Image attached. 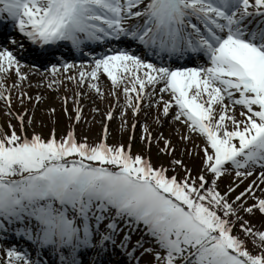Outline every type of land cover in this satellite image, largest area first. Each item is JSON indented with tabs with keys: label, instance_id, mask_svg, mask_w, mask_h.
I'll return each mask as SVG.
<instances>
[{
	"label": "snow or ice",
	"instance_id": "obj_1",
	"mask_svg": "<svg viewBox=\"0 0 264 264\" xmlns=\"http://www.w3.org/2000/svg\"><path fill=\"white\" fill-rule=\"evenodd\" d=\"M8 24L22 37L0 36V100L9 115L3 81L11 72L28 79L18 57L29 51L24 41L45 60L61 42L78 49L119 42L124 47L69 80L103 96L96 83L103 74L124 93L122 129L127 109L139 117L147 102L155 123L171 118L202 146L194 174L147 123L140 140L149 152L155 144L167 164L131 142L110 144L107 125L95 144L75 131L29 137L32 121L18 114L19 134L15 125L10 134L0 127V264H86V256L87 264H105L116 251L126 264H264V0H0V33ZM145 50L160 64L138 54ZM185 58L205 66L165 63ZM135 131L134 123L129 141ZM9 239L28 248L5 249Z\"/></svg>",
	"mask_w": 264,
	"mask_h": 264
},
{
	"label": "rangeland",
	"instance_id": "obj_2",
	"mask_svg": "<svg viewBox=\"0 0 264 264\" xmlns=\"http://www.w3.org/2000/svg\"><path fill=\"white\" fill-rule=\"evenodd\" d=\"M81 66L78 64L73 65L71 68H56L58 71L55 74H53L52 69H35L31 70V72H23L21 69V72L28 77L25 81H20L14 72L9 73L3 82L12 97V114H8L9 108L5 101L0 100V127L5 131H9V125L11 124L15 125L17 132H21L16 116L27 113L26 120L32 121L27 127L29 137L39 134L48 139L53 131L57 137L64 136L69 131H75L79 140L83 141L87 137L89 144H95L101 141L103 128L107 125L110 133L108 137L110 144L120 142L128 144L131 142L135 152H142L146 157L150 156L153 162H164L167 164L170 158L163 155L158 156V149L155 144L149 152L140 140L143 125L147 123L150 127L156 129L157 132H163L167 138L172 140L173 146L178 148L177 156L185 160V163L193 169L194 174L199 172L200 159L196 155L199 149L196 146L198 144L202 146L200 137L189 133L185 125L174 122L171 118L165 119L163 127H161L155 123V117L158 114L155 107L153 106L149 109L147 102L139 117H136L131 109H127V115L124 117L127 120V124L122 129L121 112L125 110L124 106L126 104L123 91L117 92L113 88L111 81L103 74H101L99 81H96L103 92V96L98 95L88 85L81 84L77 87L76 80H69V77L78 78L80 71L90 70V67L82 69L80 68ZM50 82L52 84L51 87H49ZM14 84L16 87H13ZM21 94H24L23 103H21L20 99ZM117 95L119 102H117ZM37 97H39V100H37ZM65 97L67 98L66 105L64 103ZM168 98V94L165 93L164 99ZM156 99H153V105ZM77 106L82 109V113L77 112ZM113 109H115L114 119L107 121L106 115ZM219 111L220 108L217 106V112ZM239 111L240 108L237 106L236 115L238 119L241 118ZM77 114H82L79 123L75 120ZM134 123L136 124V139L129 141V137L132 135L131 127ZM181 134L185 137L193 135L192 142L187 139L182 140L180 138ZM185 147L188 149L187 153L184 152ZM228 183L229 180H222L220 183L221 190H224Z\"/></svg>",
	"mask_w": 264,
	"mask_h": 264
},
{
	"label": "bare ground",
	"instance_id": "obj_3",
	"mask_svg": "<svg viewBox=\"0 0 264 264\" xmlns=\"http://www.w3.org/2000/svg\"><path fill=\"white\" fill-rule=\"evenodd\" d=\"M21 68H22L23 72H31V71H29V68H27L25 66H22Z\"/></svg>",
	"mask_w": 264,
	"mask_h": 264
},
{
	"label": "trees",
	"instance_id": "obj_4",
	"mask_svg": "<svg viewBox=\"0 0 264 264\" xmlns=\"http://www.w3.org/2000/svg\"><path fill=\"white\" fill-rule=\"evenodd\" d=\"M250 247H251V245H250Z\"/></svg>",
	"mask_w": 264,
	"mask_h": 264
}]
</instances>
